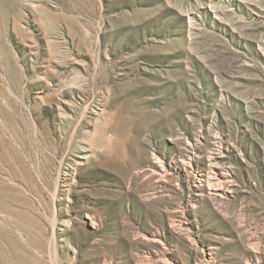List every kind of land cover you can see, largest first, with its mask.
Listing matches in <instances>:
<instances>
[{"label":"rangeland","instance_id":"rangeland-1","mask_svg":"<svg viewBox=\"0 0 264 264\" xmlns=\"http://www.w3.org/2000/svg\"><path fill=\"white\" fill-rule=\"evenodd\" d=\"M0 264H264V0H0Z\"/></svg>","mask_w":264,"mask_h":264},{"label":"bare ground","instance_id":"bare-ground-1","mask_svg":"<svg viewBox=\"0 0 264 264\" xmlns=\"http://www.w3.org/2000/svg\"><path fill=\"white\" fill-rule=\"evenodd\" d=\"M216 79H218V82H220L217 84H219V86L222 87L220 73H217ZM213 125H215V122L213 121V119L210 118L207 128L205 129L200 127L197 133L198 137L200 138L208 137L210 139V144H209L210 147L208 148L209 152L205 157L207 163V169L210 171L208 170L205 171V169L201 170L198 167H195L194 169L192 167L194 162V157H197L198 155L200 156L201 148H202L200 141L197 139L194 140L193 144L190 143L188 144V146L191 147V150L188 151V154L186 155L188 156V160L186 161L187 164H190L193 170H195L194 178L198 183V185L196 186L197 188L206 185V188L208 190H219V189L225 190L226 188L229 189V187H231V185L230 186L228 185L231 182V178L229 177V166L226 163L222 162L221 159L225 157V152L227 151V148L228 149L230 148L231 144L229 142L228 137L224 136L223 133L218 134L217 132L214 131ZM211 132H212L211 135L208 134ZM222 145L225 146L224 149ZM65 175L66 177L64 178H68L67 177V175L69 176L68 172L65 173Z\"/></svg>","mask_w":264,"mask_h":264}]
</instances>
